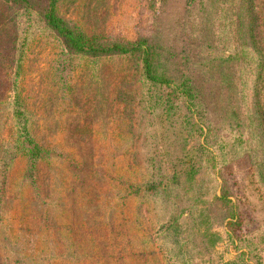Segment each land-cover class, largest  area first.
Returning <instances> with one entry per match:
<instances>
[{
  "label": "trees",
  "instance_id": "16d2710c",
  "mask_svg": "<svg viewBox=\"0 0 264 264\" xmlns=\"http://www.w3.org/2000/svg\"><path fill=\"white\" fill-rule=\"evenodd\" d=\"M2 1L10 5L5 8L0 5V70L10 66L12 95L9 102L0 101V112L10 107L16 128L14 138L9 136L0 143V193L3 183L13 196L18 183L22 188L34 186V194L39 192V224H32L20 215L8 218L0 204V251L4 254L0 256V264H215L213 254L221 240L215 229L221 227L225 229L224 240L236 252L224 264H264V225L241 232L238 209L230 190L225 183L217 181L230 154L237 156V147L245 144L243 137L249 126L242 117H246L247 111L241 114L237 101L248 81L249 118L256 119L254 133L264 153V18L261 16L264 13L256 10L261 2L210 0L232 5L237 1V5L244 7L234 14L232 21L236 52L223 56L231 46L220 44L228 47L223 50L219 44H211L206 36L202 38L209 54L216 52L215 56L206 58L210 72L204 79L218 85L227 107L225 116L215 118V98L206 97L202 76L190 75L188 58L173 59L172 47L164 49L145 37L111 39L102 30L82 26L59 12L61 2L73 4L76 0H41L39 10L33 8L38 5L37 0ZM196 1L185 0V4L189 7ZM190 10L187 16L191 15ZM4 17L6 24L1 22ZM200 19L206 23L203 14L195 20H183L182 32L192 35L189 27L194 21L198 27ZM209 32L214 34L211 27ZM44 48H57V62L56 67L51 64L47 70L46 64L43 70L38 131L32 134L27 105L30 103L21 96L19 82L28 57L39 50L45 51ZM250 54L256 56V64L246 62ZM176 66L182 70L178 72ZM0 76L7 75L0 73ZM239 93L235 100V94ZM147 116L162 118L169 127L180 122L182 150L179 155L158 161L144 153L143 166L139 164L144 171L143 180L135 183L120 179L115 187L123 192L120 196L123 201L117 202L126 208L135 198L151 201L156 214L155 227L132 228L131 222H126L124 230L116 224L98 230L94 224L89 227L81 218L84 215L81 208L91 210L102 199L84 191L88 185L85 183L83 187L84 178L98 181L108 176V180L114 181L119 173L107 165L100 176L97 168L84 162V170L79 168V186L70 180L69 187L65 179L61 188L56 189L54 164L73 160L69 151H65L66 156L57 147L73 150L78 144L95 139L100 132L98 125L104 122L116 121L122 129L123 118L132 127V119L142 120ZM8 130L11 131V126ZM124 144L121 141L118 153ZM129 153L134 158L135 153ZM110 157L118 168L120 160L115 148ZM17 159L27 161L28 170L21 175L24 183L27 174V184L14 180ZM258 164L263 165L264 158ZM107 187L105 183V188L97 191H105ZM25 207L26 204L22 206Z\"/></svg>",
  "mask_w": 264,
  "mask_h": 264
},
{
  "label": "rangeland",
  "instance_id": "374dc122",
  "mask_svg": "<svg viewBox=\"0 0 264 264\" xmlns=\"http://www.w3.org/2000/svg\"><path fill=\"white\" fill-rule=\"evenodd\" d=\"M39 1L41 2V0H37L38 5H33L34 10H39ZM166 1L76 0L73 4L61 2L58 10L67 18L79 21L82 26L102 30L111 39L136 40L145 37L152 40L155 44L162 45L164 49L172 47V50L175 52L173 59L188 58L190 61V75L193 77L202 76L203 80L201 84L206 91V97L215 98L214 105L216 109H214L217 111L214 117L225 116L227 107H225L226 104L218 92V85H212L210 81L204 79L208 77L207 74L210 72L206 64V58L208 56H215L216 52L214 51L213 55L209 54L210 50L202 45V38L206 36L205 38L210 40L211 44L214 46L219 44V48L223 50L228 47L221 46L220 44L231 46V49L225 50L223 56L236 52L234 50L235 41H233L232 21L234 20V14L244 8L243 5L240 7L237 5V1L236 5H232L228 2L212 3L210 0H197L192 6L187 7L185 0ZM259 1L261 3L256 6V10L264 13V0ZM0 5L1 8H5V6L7 7L10 4H4L0 0ZM189 8L191 9V15L187 16ZM202 14L206 17V23L200 19L197 27L194 25L197 24V21H194L193 25L189 27V30L192 32L190 36L185 34L184 31L182 32L181 25L183 20H195ZM261 16L264 18V15L261 14ZM1 22L6 24L7 17L1 19ZM19 23L21 24V21ZM22 23L24 24V21ZM210 27L214 33L212 35L209 32ZM34 50L37 51V49ZM56 51L57 48H46L45 51L39 50L38 54L30 55L24 63V75L19 82V87L23 99L25 100L26 97V102L29 99L28 102L30 104L27 105L31 119L30 128L32 134L35 130L36 132L38 131L39 86H42L43 70L46 64L47 70H49V65L51 64L56 67ZM184 51L185 53H183ZM217 54L219 55L220 53ZM245 59L246 62H255V64L257 62L256 56L252 54ZM176 69L179 72L182 70V67L176 66ZM183 70L186 69L184 68ZM10 72L11 69L8 65L0 70V73L7 75L0 76V101H10L12 95ZM62 76L65 75L62 74ZM248 82V84H244L243 86L242 95H240L241 93L235 94V100L240 95L237 102L240 104L241 114H245V110L247 111V118L242 117L243 121L250 127H247V134L243 137L245 144L237 147V156L232 153L230 154L228 163L220 169L221 175L217 178L218 184L225 183L230 190L231 199H233L238 209L241 232L251 231L260 225H264V164H258L264 158V153L261 152L263 149L257 145L254 133L256 119L254 116L249 118L250 109L247 107L250 105L251 96L249 89L250 81ZM209 89L212 90L211 94H209ZM238 90H240V84ZM31 94H34V97L30 96ZM24 106L23 104L22 108ZM212 107L213 104L211 103L210 109ZM7 108L9 110L4 109L0 112V143L9 136H11V139L15 137L16 122L10 116V107L7 106ZM183 113L184 109L181 107V114ZM115 122L107 121L98 125L100 132L96 135L97 137L89 140L87 143L78 144L73 150H68L67 147L65 149L57 147L66 156L65 151H69V157L73 160H71V163L69 162L70 164L67 161H62L64 162L63 165H61V162L54 164L53 176H55L58 183L56 189L61 188V181L65 179L69 187L72 186L70 180H75L77 186H79V178L81 176L79 168L84 170L82 165L84 162L86 165L90 164L92 167L97 168L100 176H103L107 167L111 166L110 168L113 169L114 173H119L117 180H108V176H104L102 180L88 181V178L86 180L84 178L86 175L83 176V187H85V183L88 184L84 191L97 194L102 201H96L91 210H88L89 208L86 209V207L81 208L84 211V215L81 218L88 223L89 227L94 224L97 230L105 226L106 228L108 226L112 227L114 224L124 230L127 227L126 222H131L132 228L153 229L155 227L154 219L156 218L153 203L135 198L133 201H130L129 207L126 208L125 205L117 202L123 201V198L120 197L123 195V192L121 189L115 187V185L120 179H127L135 183L143 180L144 171L141 170L139 164L143 166L141 157L144 153H148L149 157L157 161L161 160V158L168 160L170 157L179 155L182 150L181 145L184 142L180 122L169 127L168 122L162 118L147 116V118L142 120L137 118L134 121L132 119V127H129L128 121L123 118L122 129ZM10 126L11 131L13 129L12 132L8 130ZM95 127H97V124H95ZM127 136L128 138H123ZM247 139L248 143L246 144ZM121 141L125 142V144L121 146L118 153L117 149ZM69 145L71 146L72 143H69ZM113 148H115V153L118 154V161L120 160L118 168H115L110 157ZM129 152L135 153L134 158L130 156ZM3 153L2 151L1 156ZM24 159H17L15 160L16 162L13 161L15 162L14 174L17 176L14 180L17 182L20 180L22 183L23 179L21 175L28 170L27 161H24ZM163 166H167V163H164ZM26 175L24 176L26 180H24L23 184L28 183ZM105 183L108 185L105 191H97V189H104ZM2 186L0 204L4 208L5 214H3L8 218H12L13 215L25 216L28 222L39 224V192L36 191L34 194V190L32 189L34 186L29 187L27 185L29 188L26 187V189L21 187L23 186L21 183H18L17 187H14L15 192H17L14 196L11 190H6V183H3ZM75 188L77 192L78 187ZM56 189L53 195L56 193ZM115 203L116 205L113 206ZM25 204L26 207L23 209L22 206ZM114 208L116 211H114ZM215 230L220 233L221 240L215 248L213 254L214 261L223 263L233 259L228 258L225 260L227 253H236L233 246L227 244L224 240L226 239L224 234L225 229L221 227ZM28 233L30 234L31 232ZM0 256H4L2 251H0Z\"/></svg>",
  "mask_w": 264,
  "mask_h": 264
},
{
  "label": "crops",
  "instance_id": "0c3cea01",
  "mask_svg": "<svg viewBox=\"0 0 264 264\" xmlns=\"http://www.w3.org/2000/svg\"><path fill=\"white\" fill-rule=\"evenodd\" d=\"M234 254H235L234 252H229V253H227V254H226V257H225V260L228 259V258H233V257H234ZM262 257H263V260H264V250H263V252H262ZM215 264H223V263H222V262H219V263L217 262V263H215Z\"/></svg>",
  "mask_w": 264,
  "mask_h": 264
}]
</instances>
